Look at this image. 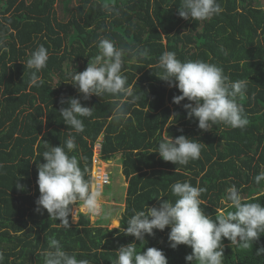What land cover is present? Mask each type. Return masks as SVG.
I'll return each instance as SVG.
<instances>
[{
	"label": "trees",
	"instance_id": "1",
	"mask_svg": "<svg viewBox=\"0 0 264 264\" xmlns=\"http://www.w3.org/2000/svg\"><path fill=\"white\" fill-rule=\"evenodd\" d=\"M55 1L0 0V264H44L41 253L49 238L89 264H112L116 250L133 242L137 252L155 247L168 264H189L185 257L191 246L171 248L170 227L154 229L142 242L123 230L133 209L159 207L167 198L174 202L170 186L178 181L206 188L201 207L213 219L232 210L227 190L233 185L244 202L264 206V181L257 184L253 179L264 172V8L252 5V0H218L223 9L219 15L194 21L178 15L181 0H78L67 19L60 20ZM101 39L125 50H148L146 57L134 59L127 52L123 57V74L129 84L136 80L134 91L140 97L126 105V123L112 119L111 95L93 94L84 100L67 82L70 73L82 72L92 62ZM39 45L49 52L47 67L38 74L44 84L30 87L31 70L24 63ZM165 51L175 52L182 62L216 64L230 81L245 80L246 92L237 103L244 108L248 126L199 129L198 120L189 119L183 107L189 101L173 103L180 91L158 77L157 61ZM70 97L93 107L91 117L81 118L83 133L68 128L59 113ZM173 116V123L167 124ZM69 135L75 136L77 149L68 155H76L81 169H88L87 180L92 181L96 143L102 159L119 156L127 187L118 228L91 225L88 214L79 211L75 222L69 215L66 229L49 218L47 210L42 215L35 211L40 195L37 165L46 162L44 151L64 146ZM168 135L200 141V158L184 166L164 161L153 151ZM17 178L22 189L14 184ZM222 242L224 264H264V254L256 255L264 247V234L248 248L232 246L226 238Z\"/></svg>",
	"mask_w": 264,
	"mask_h": 264
},
{
	"label": "clouds",
	"instance_id": "2",
	"mask_svg": "<svg viewBox=\"0 0 264 264\" xmlns=\"http://www.w3.org/2000/svg\"><path fill=\"white\" fill-rule=\"evenodd\" d=\"M222 11L218 0H181L178 15L185 20L204 21ZM97 47L99 51L92 62H88L84 71L70 73L67 82L73 85L84 100H88L93 94L100 97L111 95L114 104L112 119L117 123H126L130 116L126 105L135 104L140 97L134 91L136 80L129 84L127 76L123 74V57L126 52L134 59L146 57L148 50L140 47L127 50L117 48L108 39H101ZM48 60L47 48L39 45L26 64L23 62L31 70L30 87L44 84L38 74L47 67ZM156 67L161 69L158 77L181 93L173 97V103L180 104L185 98L189 101L183 107L189 119L198 120L199 129L207 131L212 125L223 124L243 130L250 123L243 115V106L237 103V97L246 92L245 80L230 81L222 67L203 60L182 62L172 51L163 52ZM64 102L62 99L61 103ZM67 104V107L59 109L63 122L75 133H83L85 125L81 118L91 117L93 107L82 105L80 97L68 98ZM174 119L173 116L167 124H172ZM201 147L200 141L196 139L185 135L175 138L168 135L158 142L157 150L153 152H157L164 161L184 166L200 158ZM76 149L75 136L69 135L64 146H51L44 151L42 156L46 162L37 165L40 195L36 200L35 211L42 215L47 210L49 218L59 220V225L66 229L70 228V214L75 222L77 209L74 212L73 205H78L93 216H102L105 221L112 218V212L104 210L101 204V178L97 177L96 187L93 189L91 181L85 179L88 169H81L76 155H68ZM19 179L14 184L22 189ZM253 179L260 184L264 181V172ZM102 182H109L107 174L103 176ZM170 191L176 198L174 202L167 198L160 202L159 207H148L146 211L133 209L134 215L127 220L123 233L142 242L145 241L146 234H154V229L163 231L168 226L171 248L175 249L181 244L191 246L192 252L185 257L189 264H224V238L232 246L248 248L264 234V206L260 202H244L234 185L227 190V207L232 210L219 212L215 219L206 215L201 207L205 203L201 200V195L206 192V188L199 187L198 182L197 186H193L190 181H178L170 186ZM160 197L164 196H157ZM135 244L133 242L120 246L116 250L117 259L112 264H168L161 249L148 247L143 252H137ZM261 254H264V247L257 250L256 255ZM41 255L44 264H89L88 260H78L76 254L65 251L55 238H49L48 248ZM2 260L3 254L0 253V261Z\"/></svg>",
	"mask_w": 264,
	"mask_h": 264
},
{
	"label": "rangeland",
	"instance_id": "3",
	"mask_svg": "<svg viewBox=\"0 0 264 264\" xmlns=\"http://www.w3.org/2000/svg\"><path fill=\"white\" fill-rule=\"evenodd\" d=\"M77 3L78 0H56L55 8L57 17L60 20H66L69 15V10ZM252 5L261 6L264 8V0H252ZM121 168V162L118 155L113 159L104 160L99 153V143L95 144L92 159L91 185L92 188L95 189L97 177L101 178V204L104 210H110L112 212V218L109 221H105L102 216H93L87 213L91 225L100 224L109 228L118 226L119 217L121 216V213L124 209L126 191L125 186L127 184V180L123 175ZM106 172H108L110 175V182L107 184L102 182L103 174ZM111 193L113 194L111 195ZM72 207L74 212L77 209L75 214L76 221L78 218V212L84 211L79 208L78 205H73Z\"/></svg>",
	"mask_w": 264,
	"mask_h": 264
},
{
	"label": "built area",
	"instance_id": "4",
	"mask_svg": "<svg viewBox=\"0 0 264 264\" xmlns=\"http://www.w3.org/2000/svg\"><path fill=\"white\" fill-rule=\"evenodd\" d=\"M105 174H107L108 180H109V182H110V175H109V173L106 172V173L103 174V176H104ZM101 177H102V176H101ZM102 178H103V177H102ZM109 182H108V183H109ZM105 184H107V183H105Z\"/></svg>",
	"mask_w": 264,
	"mask_h": 264
},
{
	"label": "crops",
	"instance_id": "5",
	"mask_svg": "<svg viewBox=\"0 0 264 264\" xmlns=\"http://www.w3.org/2000/svg\"><path fill=\"white\" fill-rule=\"evenodd\" d=\"M127 187V184H126V186H125V188ZM109 194V193H108ZM113 193H111V195H112ZM125 195H126V191H125ZM111 200H112V198H111ZM121 217V216H120ZM120 217H119V219H120ZM118 225H119V222H118Z\"/></svg>",
	"mask_w": 264,
	"mask_h": 264
}]
</instances>
